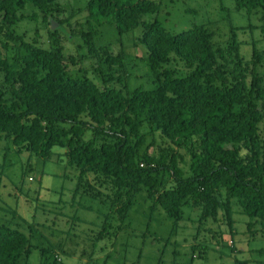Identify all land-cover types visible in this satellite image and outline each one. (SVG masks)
I'll return each instance as SVG.
<instances>
[{
    "label": "trees",
    "instance_id": "trees-1",
    "mask_svg": "<svg viewBox=\"0 0 264 264\" xmlns=\"http://www.w3.org/2000/svg\"><path fill=\"white\" fill-rule=\"evenodd\" d=\"M56 1L0 0V137L11 140L18 152L31 151L43 159L61 147L68 165L79 172L82 191L109 203L115 232L144 189L151 205L174 223L187 205L200 210L198 223L215 219L219 209L231 225L233 200L259 224L264 243V135L259 130L264 81L256 71L261 60L254 45L251 59L243 60L233 30L221 49L201 25L170 33L155 18L143 21L145 14L158 11L159 0H87L88 26L82 37L87 52L98 58L102 84L114 79V66H124L122 50L112 55L106 45L97 54L95 39L104 28L123 46L121 35L142 27L135 41L144 46L152 77L151 88H99L89 77L68 74L57 38L56 46L43 48L18 37L16 52L10 57L2 53L27 3L46 17ZM232 1L236 10L264 15V0ZM172 61L181 62L185 71L175 76L167 66ZM143 122L169 146L149 153L151 141L140 151ZM179 149L188 156L186 172L179 166L184 160ZM109 227L103 226L94 239H102ZM29 238L0 225V264H27L33 248ZM53 264H58L56 258Z\"/></svg>",
    "mask_w": 264,
    "mask_h": 264
},
{
    "label": "rangeland",
    "instance_id": "rangeland-1",
    "mask_svg": "<svg viewBox=\"0 0 264 264\" xmlns=\"http://www.w3.org/2000/svg\"><path fill=\"white\" fill-rule=\"evenodd\" d=\"M86 1L57 0L46 17L27 3L19 12L24 18L12 25L14 38L7 39L2 53L7 57L14 54L18 37L43 48L56 46L57 38L70 76L89 77L99 88H151L144 46L135 41L142 33L141 26L121 35L123 46L109 28L99 32L95 39L97 54L101 46L110 45L112 55L122 50L124 65L114 66V79L102 84L96 70L98 58L87 52L82 37L88 26ZM153 18L170 33L201 25L212 33V44L221 49L227 47L233 30L237 53L243 60L251 59L252 44L256 48L261 60L256 71L264 81V15L259 10H236L232 0H159L158 11L145 14L143 21ZM167 66L175 76L185 71L179 61ZM1 81L0 73V84ZM259 130L264 135V120ZM140 131L144 135L140 151L151 141L146 148L149 153L169 146L146 122ZM52 151L50 158L43 159L31 151L18 152L11 140L0 137V225L16 228L30 237L33 248L27 264H53L55 258L58 264H264L260 226L242 214L233 200L229 202L231 225L219 209L215 219L198 223L200 210L187 205L181 208L182 218L174 223L151 205L152 200L143 189L136 194L123 226L115 232L117 222L109 211V203L86 195L78 182L79 172L68 165L63 149L54 147ZM178 151L184 159L179 166L186 172L188 156L184 150ZM108 224L103 238L95 240Z\"/></svg>",
    "mask_w": 264,
    "mask_h": 264
}]
</instances>
